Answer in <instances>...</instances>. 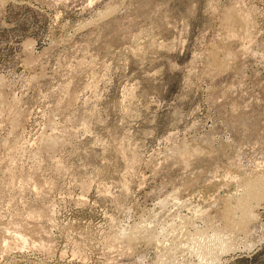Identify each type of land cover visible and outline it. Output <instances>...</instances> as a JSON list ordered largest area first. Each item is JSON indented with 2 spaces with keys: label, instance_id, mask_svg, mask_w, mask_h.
Listing matches in <instances>:
<instances>
[{
  "label": "rangeland",
  "instance_id": "374dc122",
  "mask_svg": "<svg viewBox=\"0 0 264 264\" xmlns=\"http://www.w3.org/2000/svg\"><path fill=\"white\" fill-rule=\"evenodd\" d=\"M260 176L264 0H0V264H264Z\"/></svg>",
  "mask_w": 264,
  "mask_h": 264
},
{
  "label": "bare ground",
  "instance_id": "6f19581e",
  "mask_svg": "<svg viewBox=\"0 0 264 264\" xmlns=\"http://www.w3.org/2000/svg\"><path fill=\"white\" fill-rule=\"evenodd\" d=\"M247 186V185H246ZM245 186V187H246ZM252 186H255V189H254V197H260V198H264V176H260L259 178H257V179H255L250 185H249V187H252ZM247 190V189H246ZM247 195H248V191H243V192H239V191H237V192H234V193H232L231 195H230V201L234 204V203H236L237 201L238 202H240L239 204H241V202L243 203L244 202V200H246L245 199V197H247ZM240 200V201H239ZM237 204V203H236ZM245 204V203H244ZM245 206V205H244ZM234 207H236V206H234ZM238 208V207H237ZM240 208V207H239ZM241 208H243L242 207V204H241ZM249 210V209H248ZM233 211V210H232ZM230 213V212H229ZM200 237V236H199ZM198 239H200V238H198ZM197 239V240H198ZM205 240V239H204ZM202 242V240L200 239L199 240V242ZM195 242H197V241H195ZM199 242H198V244H199ZM200 242V243H201ZM204 242H202V244H203ZM194 244V243H193ZM196 244V243H195ZM200 245V244H199ZM199 245H197V246H199ZM196 245H194V247H195ZM196 246V247H197Z\"/></svg>",
  "mask_w": 264,
  "mask_h": 264
}]
</instances>
